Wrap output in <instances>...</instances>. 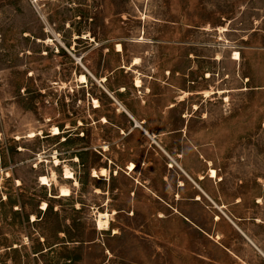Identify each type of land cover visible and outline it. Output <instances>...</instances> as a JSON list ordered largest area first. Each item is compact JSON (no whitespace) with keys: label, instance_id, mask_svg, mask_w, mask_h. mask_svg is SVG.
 I'll return each instance as SVG.
<instances>
[{"label":"rangeland","instance_id":"1","mask_svg":"<svg viewBox=\"0 0 264 264\" xmlns=\"http://www.w3.org/2000/svg\"><path fill=\"white\" fill-rule=\"evenodd\" d=\"M0 264H264V0H0Z\"/></svg>","mask_w":264,"mask_h":264},{"label":"bare ground","instance_id":"2","mask_svg":"<svg viewBox=\"0 0 264 264\" xmlns=\"http://www.w3.org/2000/svg\"><path fill=\"white\" fill-rule=\"evenodd\" d=\"M121 49H122V46L119 44L118 45V50H121ZM238 58H239V55H238V53H236L234 59H238ZM80 80L85 81L86 80V76L83 75V74L80 75ZM136 84H137V86H140L141 83H140L139 80H137ZM58 133H59V129L57 127H54V133L53 134H58ZM129 167H130V169H132L134 167V164L133 163L130 164ZM106 172H107V170L105 168H102L100 170L101 174H105ZM94 173L96 175V172H94ZM210 173L212 174V176H216V170L212 169ZM40 179H41L42 183H47V177L46 176H41ZM108 224H109L108 214L107 213H100V219L98 220L99 228L107 227Z\"/></svg>","mask_w":264,"mask_h":264},{"label":"crops","instance_id":"3","mask_svg":"<svg viewBox=\"0 0 264 264\" xmlns=\"http://www.w3.org/2000/svg\"><path fill=\"white\" fill-rule=\"evenodd\" d=\"M212 170V169H211ZM211 170H210V172H211ZM215 170V169H214ZM211 177H216V176H212V174H211Z\"/></svg>","mask_w":264,"mask_h":264},{"label":"trees","instance_id":"4","mask_svg":"<svg viewBox=\"0 0 264 264\" xmlns=\"http://www.w3.org/2000/svg\"><path fill=\"white\" fill-rule=\"evenodd\" d=\"M106 169V168H105Z\"/></svg>","mask_w":264,"mask_h":264}]
</instances>
